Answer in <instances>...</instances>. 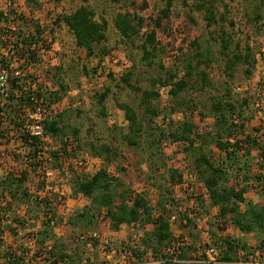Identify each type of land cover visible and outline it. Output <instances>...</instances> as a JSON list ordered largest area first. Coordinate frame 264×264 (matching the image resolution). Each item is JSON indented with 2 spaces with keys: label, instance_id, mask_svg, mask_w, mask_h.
I'll list each match as a JSON object with an SVG mask.
<instances>
[{
  "label": "rangeland",
  "instance_id": "obj_1",
  "mask_svg": "<svg viewBox=\"0 0 264 264\" xmlns=\"http://www.w3.org/2000/svg\"><path fill=\"white\" fill-rule=\"evenodd\" d=\"M197 1H173L170 18L162 24L164 30H157V41L160 46L153 53V57L144 60L140 48L142 36L146 29L153 28L152 20L165 7L163 0H62L59 3L54 0H0V12L4 14V19L0 22V36L4 32L13 37L25 38L35 34L38 36L37 27H39L41 34L49 37L53 44L55 60L47 68H41L38 72L39 70L37 71L32 65V60L24 61L22 66L29 76H38L36 83L46 86L48 95L58 90V83L67 88L63 100L55 106L48 107V114L54 116L55 113L62 112L65 124L79 130L80 150L77 158L83 162V165L81 168L72 167V170L78 174L91 176L97 172V168L106 169L109 176L118 178L122 182L124 186L122 189L127 193H143L153 209L154 216L161 214L162 209L158 207V204L164 201L167 203L169 199L173 202V214L179 216L180 209L190 210L194 205L198 206L200 215L198 218H191V223L185 226L179 221L171 223L175 242H180L182 246L179 248H183L175 256L180 255L185 259H192L195 250L206 246L217 248L219 256L221 240L223 238L240 239L242 233L224 220L217 225L216 209L211 208L208 199L204 197L205 189L194 172L192 156L185 151L186 143L173 142L169 134L176 130L178 124L189 122L194 126L197 134L214 135V119L210 114L212 104L215 99L224 100L225 94L228 93L237 106L243 100L245 101L241 110L242 117L247 118L246 133L261 125L263 127L259 133H255V137H260L258 144H263L262 136L264 140L262 133L264 132V91L262 90L264 85V2L262 0H219L216 12L219 21L221 16L223 20L208 28L203 18L204 13L196 9ZM83 5L94 12L97 22L103 19L107 23L106 40L102 45L95 47V55L91 57L86 55L84 49L76 47L73 34L64 23L55 25L58 17L71 14ZM144 5L146 7L142 8ZM125 12L143 18L145 24L140 33L129 40L122 38L114 27L116 15ZM256 14L261 16L258 22L254 21ZM189 16L192 17L193 22L189 20ZM221 37L228 42L226 50L222 48ZM193 43L199 45L201 49ZM3 47L4 45L0 42V60L3 58L1 55ZM208 50L209 56L206 55ZM237 56H240V61L235 59ZM245 56H248L247 62L243 61ZM110 57L117 58V64H112ZM101 62L112 70L110 74L114 78L107 75L96 81L93 87H89L88 83L93 77L95 66ZM230 62L233 65L231 69H228ZM188 64L191 67L190 76L186 77L185 71ZM127 72L131 73L130 84L142 90L150 89L152 80H164L169 73L175 75L174 81L185 79L188 87L176 97H172L168 93L170 87L157 85L154 91L158 92L159 97L151 104L157 108L159 115L150 121V117L144 115L145 106L139 104L141 95L123 88L120 76ZM203 74L206 75L205 79ZM237 88L241 91L238 92ZM107 90L106 98L100 103L99 96ZM257 94L260 96L257 97ZM259 99L262 101V106L257 109L254 104ZM117 102L129 104L136 112L137 120L142 123L143 130L136 136L138 146L130 147L126 143L124 137L130 135L128 121L123 111L117 109ZM23 123L25 126L26 120ZM21 132L25 133V128ZM161 132L165 135L162 142H165L166 146L163 147L162 144L151 146V140L159 136ZM20 136L21 134L8 135V139L3 141L4 146H0V178L8 172L23 168L18 164L23 159L26 160L28 150H24ZM43 142H46L44 152L51 150L54 152L58 149L57 143L50 139H44ZM84 142L109 146L111 156L114 157L112 163L106 165L102 159L93 157L84 146ZM196 144L200 143L197 141ZM72 146L75 144L73 143ZM208 149L209 146L205 147V150ZM68 150L70 153L71 147ZM46 154L45 158L41 156L44 160L48 157ZM242 154L243 150L240 156ZM14 156H19L20 160L14 161ZM214 158L222 159L223 155L214 150ZM246 158H240L241 177L247 171L250 174L259 172L258 164L261 160H259L258 150L251 149V155ZM65 159L72 158L66 156ZM246 160H248L247 166L243 164ZM53 164L52 160L45 171L51 170ZM64 168L67 173L65 181L60 180L62 179L60 170H52L55 175L51 178L52 180L47 181L52 182L53 190L50 186L47 187V191L41 192V185L38 184L37 179L30 178L34 182L32 188L30 184H27L31 195L43 198L48 194L51 196L56 194L55 197L49 195L52 206L51 208L46 206L41 210L31 206L28 215H25L24 208L14 212L22 217L25 225L17 230L16 235L9 232L3 234L0 252L9 249L19 254L22 249H26L25 244L28 243L30 235L41 227L40 223L46 220L44 212L49 210L53 214L51 216L54 219L53 222L58 224L54 227L56 232L53 233L55 237L53 240L65 246L75 262L80 253L82 264H120L117 253L120 245L130 243L134 237H143L144 232H149L152 226L148 225L144 228L121 226L118 232H113L110 230L109 222L105 218L101 219V216L95 228L71 226L70 220L90 203L86 199L73 196L69 184L72 170L70 167L66 168V165ZM173 169H178L179 172L183 170L194 178L196 192L191 199L182 190H177V185L170 188V172ZM250 184L252 186L246 193V200L260 203L262 194L257 188L259 185L252 181ZM244 207V204H240L241 210ZM13 215L9 213L1 226H12ZM91 230L99 232V241L91 242V246L76 241L79 234ZM245 238L250 240L251 245H255L254 237L251 239L250 235H246ZM104 239L112 242L113 248L116 249L115 253L101 244ZM172 246L161 249V252H164L165 256L173 254ZM160 253L156 255L158 258H162ZM260 254L256 261L264 264V251ZM144 258L146 263L158 261L150 255ZM238 258L241 261H249L250 257L239 253Z\"/></svg>",
  "mask_w": 264,
  "mask_h": 264
},
{
  "label": "trees",
  "instance_id": "obj_2",
  "mask_svg": "<svg viewBox=\"0 0 264 264\" xmlns=\"http://www.w3.org/2000/svg\"><path fill=\"white\" fill-rule=\"evenodd\" d=\"M54 1L59 3L62 0ZM163 1L165 7L152 20L153 28L146 29L142 36L143 39L140 48L144 60L153 57V53L160 46V43L157 41V30H164L162 26L163 21L170 18L174 0ZM218 1H197L196 9L204 13L203 18L208 28L211 25L219 24L223 20V16L220 17V21L217 16L216 5ZM262 1L264 2V0ZM145 7L146 5L142 6V8ZM188 18L193 22L192 17L189 16ZM3 19L4 14L0 12V22ZM260 19L261 16L256 14L254 21L258 22ZM59 23H64L68 27L73 34L76 47L84 49L88 57L94 56L95 47L100 44L102 45L106 40V21L102 19L100 22H97L94 12L86 5L80 6L71 14L58 17L55 25ZM114 27L122 38L129 40L131 37L137 36L141 29L145 27V24L143 18L138 17L136 14L130 15L125 12L116 15ZM37 34H41L39 27H37ZM220 39L223 50H226L228 46L227 40H224L223 37ZM25 41L27 45L28 40ZM193 45L201 49L196 43H193ZM206 55L209 56V50L206 52ZM235 59L240 61V56H237ZM247 60L248 56H245L243 61L247 62ZM0 65L1 68H7L5 60L3 59L0 60ZM232 65L233 63L230 62L228 69H231ZM190 69L191 67L188 64L185 71L186 77L190 76ZM109 76L114 78L111 74ZM37 77L31 76V82H37ZM130 78L131 73L129 72L121 74L120 81L123 84V88L130 89L132 92L141 95L139 104L145 106L144 115L149 116L150 121L159 115L157 108L151 104L153 100L159 97L158 92L154 91L157 85L170 87L168 93L172 97H176L188 87V82L185 79L174 81L175 75L170 73L164 80H152L150 83L151 88L147 90H142L131 85L129 82ZM205 78L206 75L203 74V79ZM18 81V79H9V86L6 92H2V88L0 87V141H6L8 135L21 134V143L24 150H28V154L25 156L26 160L23 159L20 163L24 165L22 170L8 172L0 178V247L3 244L1 237L5 232L16 235L17 230L25 225L22 217L17 216L14 212L20 208H24L25 215H28L32 208L31 206L37 210H41L46 206L51 208L52 206V199L50 197H55L56 194L53 196L48 194L43 198L31 195L29 185H27L30 184L31 188L34 186V182L31 179H37L38 184L41 185V192L47 191V187L50 186L53 190L52 182H48L45 178V169L49 167L48 165L53 160L54 164L50 168L51 170L58 169L62 173V169L65 170V165L66 168L70 167L72 170L73 166L71 165L70 159L65 158L67 156L76 159L79 157L77 154L80 150L79 130L65 124L64 114L62 112H57L54 116H49L43 122V137L54 141L58 145V149L54 152L52 150L44 152L43 148L46 142L29 136L26 132H21L24 129L23 117L26 116L25 111L33 109L32 99L41 97L38 91L43 84L40 83L37 88L33 89L30 86L26 88L23 85L17 84ZM66 91L67 88L61 83H58V90L50 92L47 97L48 107L59 104L63 100V95ZM107 94L108 90L99 96L100 103L103 102ZM225 95L224 100L215 99L212 104L210 114L214 119V135H210L209 133L204 134V136L203 134H197L194 131V126L189 122L178 124L176 130L169 135L173 142L186 143L185 151L189 152L193 158L194 172L204 186L209 205L211 208L217 209V225H220L221 221L223 222L224 220V222H229L234 229L239 230L243 235H252L254 237L256 246L249 244L244 239L223 238L221 240V249L219 248L218 264H246L247 261L239 260L238 254L240 252L244 253V255L253 256L256 251H264V140L262 136L261 140L263 144H258L260 137H255V133H259L263 126H256L246 133L247 118L246 116L242 117L241 110L245 105V101L243 100L237 106L235 101L231 100L228 93ZM116 107L118 110L123 111L128 121L130 135L124 137L126 143L130 147L138 146L136 136L142 132L143 126L137 120L136 112L127 103L117 102ZM21 116L23 117L21 118ZM262 133L264 134V132ZM164 137L165 135L161 132L159 136L151 140L150 145H161ZM197 141L200 143L199 145L196 144ZM73 143L75 146H72ZM84 146L90 151L93 157L102 159L106 165L112 163L114 157L111 156L109 146H100L92 142H84ZM208 146L209 149L205 150V147ZM70 147L72 152L70 151L69 153L68 149ZM253 148L258 150L259 160H261V163L258 164L259 172L250 174L247 171L241 177L242 169H240V158L249 157L251 155V149ZM214 150L221 153L223 158H214ZM241 150H243L242 156H240ZM45 153H47L46 155L48 157L44 160L41 156L43 155L45 158ZM39 156L41 159H38ZM13 159L14 161L20 160L19 156H14ZM20 164L18 165L20 166ZM243 164L247 166L248 160ZM71 172L72 176L69 184L71 185L73 196L86 199L90 203L83 208L81 213L70 220L69 224L71 226H82V228L87 229L95 228L96 224L98 225L99 216L102 215L109 222L110 230L113 232H118L121 226H140L144 228L150 225L152 229L149 232L145 231L143 237L137 238L133 248L128 247L131 251L132 258L136 262H141L145 259L144 256L149 254L150 257L158 259L157 262H150L149 264H188L186 261L191 259H185L180 255L179 257L182 259L175 256L183 248L172 246L175 242L170 223V217L173 214L174 208L172 199H169L170 209L166 208L168 202H160L158 207L162 209L161 214L154 216L153 209L143 193H127L122 189L124 187L122 182L118 178L109 176L106 169H99L91 176L78 174L73 170ZM251 181L257 184V186L259 185L257 188L262 194L260 203L247 201L244 197L252 186L250 184ZM169 183L170 188H174V186L182 183V174L178 169H173L170 172ZM240 204L245 205L244 209H240ZM9 213L14 214L11 220V224H13L12 226L2 227L1 225ZM44 214L46 220L40 223L41 227L34 234V251L40 252L44 248H49L46 254L54 259V264H82L83 261L82 256L80 258V253L75 262L73 260L74 257L72 258V254L66 250V247L53 240L55 238L53 234L54 227L58 224L53 222L54 219L51 217L53 215L52 212L46 210ZM189 223H191L190 220L188 221ZM169 246H172L175 252L165 256L166 254L161 252V249ZM27 252L26 249H22L19 254L13 250H3L0 252V264H24V254ZM159 253L162 258L156 256ZM34 259L35 257L31 258V260Z\"/></svg>",
  "mask_w": 264,
  "mask_h": 264
},
{
  "label": "built area",
  "instance_id": "obj_3",
  "mask_svg": "<svg viewBox=\"0 0 264 264\" xmlns=\"http://www.w3.org/2000/svg\"><path fill=\"white\" fill-rule=\"evenodd\" d=\"M27 45L25 44L26 41ZM0 42L4 45L2 49V59L5 60L7 68L0 69V87L2 88V92H6L9 86V79H18L19 81L17 84L23 85L24 87L30 86L31 88L35 89L39 85L38 83L31 82V76L29 73L23 70V63L26 59L32 60V65L36 67V70L40 72L41 68L45 69L48 65L55 60L54 48L53 44L49 37L45 34H38V36H26L24 37H13L9 33L4 32L0 36ZM30 56V58H29ZM109 57V56H107ZM110 61L112 64H117V58L110 57ZM27 70V69H26ZM112 70L107 68L104 62L95 66L93 77L91 81H89L88 86L93 87L96 81L100 80L101 78L110 74ZM45 86H42L39 89V94L41 95L40 98L32 99V110L25 111L26 116H24V120H26V124L24 126L25 132L29 134V136H33L38 138L39 140L43 141L45 138L43 137V122L48 119L49 117V109H48V102H47V91ZM262 90L264 91V85L262 86ZM237 91L240 92L241 89L237 88ZM257 97L260 94L256 95ZM254 106L257 109H260L262 106V101L256 100ZM27 117V118H26ZM180 119V118H178ZM168 121V120H166ZM162 146L165 147V142H162ZM38 159H41L39 156ZM71 165L74 168H81L83 162L79 160V158L70 160ZM183 172V170H182ZM180 172L182 174V183L176 186L177 190H182L185 195L189 196L191 199L196 192L195 188V180L192 178L191 174L187 172ZM55 172L52 170L45 171V178L46 180H52L51 178L55 175ZM182 197V196H181ZM166 208L170 209L171 205L168 202L166 204ZM180 216L176 214H172L170 217V223L175 221H179V223L183 226L188 224V221L191 218H198L200 215V209L197 205L190 210H186L185 208L180 209ZM101 219H104V216H101ZM34 234L30 235L28 239V243L25 244L27 253L24 254V264H54V259L47 255L46 252L49 251V248H44L40 252H36L35 250V243H34ZM100 234L97 231H90L87 233L79 234L78 238L76 239L77 242L82 244H86L87 246H91V242L99 241ZM137 240V237H134L130 243H124L120 245V248L117 250L118 258L120 264H149L143 261L136 262L131 255L130 247H134V242ZM101 243L105 248L109 247L112 253L116 252V249L113 248L112 242L108 239L102 240ZM182 244L180 242H175L174 247L179 248ZM129 247V248H128ZM170 252V250H167ZM175 251H171L174 253ZM149 255V254H147ZM240 255H243L240 252ZM260 251H256L253 256H249V261L246 264H262L256 261L260 257ZM32 257H35L34 260H31ZM218 250L215 247H204L199 248L195 251L193 258L191 260L186 261L188 264H218ZM252 258H254L252 260ZM65 264V263H59ZM154 264V263H153Z\"/></svg>",
  "mask_w": 264,
  "mask_h": 264
},
{
  "label": "crops",
  "instance_id": "obj_4",
  "mask_svg": "<svg viewBox=\"0 0 264 264\" xmlns=\"http://www.w3.org/2000/svg\"><path fill=\"white\" fill-rule=\"evenodd\" d=\"M69 93H70V92H68V94H69ZM72 95H73V94H72ZM0 146H4V145H3V141H0ZM98 159H99V158H98ZM14 165H15V164H14ZM16 166H17V164H16ZM20 166H23V168H24V165H21V164H20ZM96 170L98 171L99 168H97ZM94 173H95V172H94ZM58 174H59V173H58ZM60 174H61V176H62V179H60V180H64V181L67 180V179H66V177H67V173H66L65 170L62 169V173H61V171H60ZM61 176H60V177H61ZM206 196H207V195H206ZM206 196H204V197H205L206 199H208ZM244 197H245V199H246V194H245ZM213 209L215 210L216 208H213ZM214 214H215V212H214ZM216 214H217V209H216ZM235 230H237V229H235ZM238 231H239V230H238ZM54 232H56V230H54ZM115 234H116V233H115ZM250 236H251V239H252L253 236H252V235H250ZM245 237H246V235H245V236H244L243 234L240 235V239H244L245 241H247V242L250 244V240H248V239L245 238ZM0 248H2V247H0Z\"/></svg>",
  "mask_w": 264,
  "mask_h": 264
}]
</instances>
